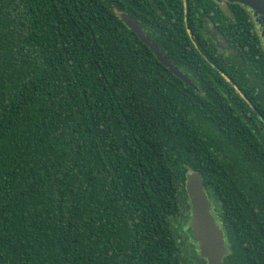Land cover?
<instances>
[{
  "label": "trees",
  "instance_id": "16d2710c",
  "mask_svg": "<svg viewBox=\"0 0 264 264\" xmlns=\"http://www.w3.org/2000/svg\"><path fill=\"white\" fill-rule=\"evenodd\" d=\"M253 36L214 0H0V264H191L171 228L180 215L192 236L189 172L223 232L222 263L264 264Z\"/></svg>",
  "mask_w": 264,
  "mask_h": 264
},
{
  "label": "water",
  "instance_id": "95a60500",
  "mask_svg": "<svg viewBox=\"0 0 264 264\" xmlns=\"http://www.w3.org/2000/svg\"><path fill=\"white\" fill-rule=\"evenodd\" d=\"M249 7L264 19V0H227ZM124 25L153 53L156 60L166 67L184 84L198 91V87L190 78L174 66L158 47L148 38L138 23L125 13L120 14ZM185 191L190 203V229L192 240L198 246L199 255L207 264H223L222 259L227 254L222 230L215 223L210 213L211 205L203 188L202 177L197 172L186 174Z\"/></svg>",
  "mask_w": 264,
  "mask_h": 264
},
{
  "label": "flooded vegetation",
  "instance_id": "af4514ba",
  "mask_svg": "<svg viewBox=\"0 0 264 264\" xmlns=\"http://www.w3.org/2000/svg\"><path fill=\"white\" fill-rule=\"evenodd\" d=\"M223 11H229L234 7H237L241 14L246 17L248 27L251 34L254 36V50L257 51V55L260 54L264 61V19L260 14H256L255 11L251 10L249 7L243 6L238 3H230L227 0H214ZM209 39L213 41L216 45L223 44L222 40L214 36L213 32H210ZM222 53L227 55L228 53L220 48ZM248 62V61H247Z\"/></svg>",
  "mask_w": 264,
  "mask_h": 264
},
{
  "label": "rangeland",
  "instance_id": "374dc122",
  "mask_svg": "<svg viewBox=\"0 0 264 264\" xmlns=\"http://www.w3.org/2000/svg\"><path fill=\"white\" fill-rule=\"evenodd\" d=\"M182 227H183V220L180 215L174 217L171 220V228L176 238V243H177V247L179 248L180 254L183 256L184 260L188 261L191 264H196L198 262L194 260V255H193L194 253L191 248L196 246V243L192 241L191 239L192 236H190V234L188 235L187 233V235H185Z\"/></svg>",
  "mask_w": 264,
  "mask_h": 264
}]
</instances>
